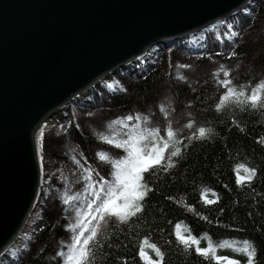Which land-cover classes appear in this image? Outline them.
I'll return each mask as SVG.
<instances>
[{"label": "trees", "instance_id": "obj_1", "mask_svg": "<svg viewBox=\"0 0 264 264\" xmlns=\"http://www.w3.org/2000/svg\"><path fill=\"white\" fill-rule=\"evenodd\" d=\"M251 10V17L238 13L228 21L238 33L233 41L225 38L227 24L202 32V49H187L179 40L171 41L160 47L153 58L155 64L145 73L117 74L123 92L98 86L100 92L91 104L72 103L65 123L41 132L42 165L53 172L43 189L40 220L23 248L4 264H65L64 256L54 257L57 252L69 251L75 230L67 225L76 223L75 208L85 205L76 199L67 205L64 201L69 196L86 195L81 181L88 168L99 170L114 182L112 162L123 153L107 140L126 138L124 125L134 122L124 119L130 113L140 117L141 128H157L161 135L170 126L188 136L194 130L186 127L189 119L197 127L211 128L212 135L185 150L168 175L155 170L148 177L155 191L149 194L138 218L121 221L107 216L99 220L88 264H124V260L143 264L135 256L142 237L165 253L164 264H210L209 259L198 257L193 247L176 242L178 223L182 234L195 236L201 247L211 244L222 256L243 259L235 248L248 240L257 249L256 264H264V144L259 142L264 140V104L233 100L215 109L222 90L216 81L223 79L222 72L216 73L221 69L230 72L233 88L246 94L264 86V36L256 38L264 30V0H258ZM258 91L264 96V87ZM142 145L151 147V141L146 139ZM98 153L107 159L101 162ZM237 164L258 169L250 185L235 184L233 168ZM59 169L63 174H58ZM240 174L244 175L243 169ZM205 189L212 190L206 195L215 201L213 205L200 200L199 193ZM185 204L194 211H187ZM204 216L212 223L203 220ZM217 219L221 226L216 225ZM146 252L155 259L151 249L146 248Z\"/></svg>", "mask_w": 264, "mask_h": 264}, {"label": "water", "instance_id": "obj_2", "mask_svg": "<svg viewBox=\"0 0 264 264\" xmlns=\"http://www.w3.org/2000/svg\"><path fill=\"white\" fill-rule=\"evenodd\" d=\"M252 3L0 0V251L24 231L30 210L40 208L34 202L42 184L34 157L40 122L61 109L56 124L63 123L70 101L87 105L82 92L102 76L141 74L157 45L198 42L200 31L240 10L249 14Z\"/></svg>", "mask_w": 264, "mask_h": 264}, {"label": "snow or ice", "instance_id": "obj_3", "mask_svg": "<svg viewBox=\"0 0 264 264\" xmlns=\"http://www.w3.org/2000/svg\"><path fill=\"white\" fill-rule=\"evenodd\" d=\"M219 54L217 53V55ZM228 55L231 58L233 54L229 53ZM220 72H222L223 79H218L216 83L222 90L218 93V100L215 103L216 110H220L222 106L233 100L240 103H250L253 106H256L257 103L264 104V96L258 91V88L264 86L258 85L257 88L251 90L250 94H246L244 90L233 88L228 70L221 69L216 75H220ZM242 97L243 100H241ZM164 115L167 117V112ZM124 119L128 122L134 121L124 125L128 129L126 138L107 140L109 146H114L117 152L122 150L123 153L118 160L112 162V168L115 169L112 172L114 182L109 180L106 175L101 174L99 170L88 168L86 169L87 175L81 181L85 185L84 192L86 195L83 198L69 196L64 201V204L67 205L70 200L76 199L82 205H85L83 208H75L76 223L67 225L75 230V234L71 238V244L68 246L69 251L67 254L57 252L54 257L64 256L65 264H88L91 244L95 242L97 236L96 225L99 220L107 216L118 217L121 221L138 218L144 211V202L149 194L155 191L154 184L148 177L155 170H160L168 175L176 167L177 160L185 150L190 149L194 142L207 140L212 135L211 128L197 127L191 119L187 121L186 127L194 130L186 137L174 132L170 126L163 130V135L160 134V130L157 128H141L140 117L131 113ZM232 123L235 124V121H232ZM146 139L151 141V147L142 145V142ZM259 142L264 144V140ZM39 144L40 136H37L34 157L42 160ZM98 155L101 162L107 159L103 153H98ZM241 169H243L244 175L240 174ZM233 172L235 173V184L244 186L251 184L258 174V169L237 164L233 168ZM210 191L212 190L205 189L199 193L200 200L205 205L215 203L212 199L207 198L206 193ZM168 199L171 200L172 198L168 197ZM184 207L189 212L194 211L189 204H185ZM221 212H223V209H221ZM202 219L209 224L212 223L207 216L202 217ZM215 223L217 226H221L219 219ZM224 226L230 227L231 225ZM180 228V224H176L174 231L176 242L185 247H193L195 254L198 257L209 259L210 264L211 262H215V264H256L257 249L248 240L243 241L242 247L235 248L237 253L243 254V259H237L218 255L211 244L201 247L200 241L195 236L182 234ZM159 230L163 231L162 228ZM146 248L155 253V259L148 255ZM135 256H138L143 264H164L165 259V253L155 243H150L147 237H142L139 240ZM124 264H127V260H124Z\"/></svg>", "mask_w": 264, "mask_h": 264}, {"label": "bare ground", "instance_id": "obj_4", "mask_svg": "<svg viewBox=\"0 0 264 264\" xmlns=\"http://www.w3.org/2000/svg\"><path fill=\"white\" fill-rule=\"evenodd\" d=\"M98 82H102L105 85H112L113 83H115L111 73L106 74V76H104V77L102 76V78ZM89 91L90 90L84 91V92H82V94L87 98L90 95V94H88ZM53 114H54V117L51 120H46V121L40 122L39 126H38L39 128L37 130H39L41 128H50V127L56 126L57 125L56 123H58L57 117L59 115H61V109L56 110ZM39 174L41 175L42 172H39ZM35 201L37 202V200L34 199V202ZM36 214H37V208H36V206H34V208H32L30 210L29 216L25 220L26 222L24 223V229H22L21 231L27 230L28 227L30 228V226H32V223H33L34 219L36 218ZM19 235H20V233L16 235L18 237H15L6 246V248L3 251H0V262L4 261V257L6 256L5 255L6 253H9V251H12V250H17L18 248L21 247L23 240H22V236L20 237Z\"/></svg>", "mask_w": 264, "mask_h": 264}, {"label": "rangeland", "instance_id": "obj_5", "mask_svg": "<svg viewBox=\"0 0 264 264\" xmlns=\"http://www.w3.org/2000/svg\"><path fill=\"white\" fill-rule=\"evenodd\" d=\"M227 25H228V27H229V29H231V25L227 22L226 23ZM238 34V33H237ZM233 35H235V32L233 31V28L227 33V38L229 39V40H231L232 38H233ZM260 36L262 37V36H264V30H261V31H259L258 32V35L256 36V38L258 39V37L260 38ZM226 37V36H225ZM252 63V62H251ZM250 66V65H249ZM250 68V67H249ZM114 77V76H113ZM114 79L116 80V81H119L116 77H114ZM97 85H99V84H96V85H93L91 88V92H92V99L94 100V97H95V94H98L99 92H100V89L98 90L97 89ZM99 86H101V88H103V89H105V90H107V91H112V92H114V93H121L122 91H124V88H122V85H119V89H117V90H111L110 88H108V87H105V86H102V85H99ZM76 98L74 99V100H72V101H70V104L68 105V108L71 106V104L73 103V102H76ZM89 113H91V112H89ZM58 127V126H57ZM43 129H45V128H43ZM42 128L37 132V136H40L41 137V132L42 131H45V130H43ZM39 146H40V144H39ZM40 161H41V163H42V160L40 159ZM42 171H43V175H42V184H41V187H40V193H39V197H38V199H37V201H39L40 203H41V205H42V203H43V200H42V194H43V189H44V187L48 184V182L50 181V177H51V175H52V172H53V170L51 169V168H49V167H44L43 165H42ZM58 174L59 175H61V173L63 172L61 169H59L58 171ZM40 208H41V206H40ZM39 212H37V214H36V218H37V220H36V223H37V221H39L40 220V214H41V209L40 210H38ZM35 223V224H36ZM35 224L33 225V226H30V228L28 227V229L27 230H24L21 234H20V236H23L22 238L24 239V240H26V238L28 237V235L33 231V229H34V226H35ZM13 251H15V250H13ZM14 253V252H13Z\"/></svg>", "mask_w": 264, "mask_h": 264}]
</instances>
